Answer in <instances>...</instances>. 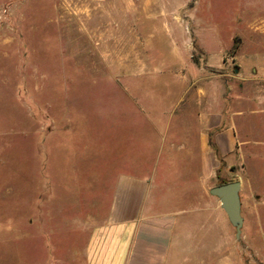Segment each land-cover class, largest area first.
<instances>
[{
	"label": "rangeland",
	"instance_id": "1",
	"mask_svg": "<svg viewBox=\"0 0 264 264\" xmlns=\"http://www.w3.org/2000/svg\"><path fill=\"white\" fill-rule=\"evenodd\" d=\"M136 31L152 71L193 42L200 72L229 87L245 146L181 201L211 208L214 264H264V0H0V264L66 262L110 206L99 174L139 139L125 112ZM238 181L239 239L210 195Z\"/></svg>",
	"mask_w": 264,
	"mask_h": 264
},
{
	"label": "crops",
	"instance_id": "2",
	"mask_svg": "<svg viewBox=\"0 0 264 264\" xmlns=\"http://www.w3.org/2000/svg\"><path fill=\"white\" fill-rule=\"evenodd\" d=\"M136 32L130 51L137 80L126 83L132 107L125 112L139 139L128 140L127 151L99 174L111 180L105 192L112 197L102 217L86 224L83 250L67 252L66 262L50 253L48 264H214L212 210L181 198L210 184L221 163L236 161L245 146L243 113L231 109L229 87L224 92L192 61L193 42L180 60L152 71L143 53L134 54L149 49ZM209 65H224V52Z\"/></svg>",
	"mask_w": 264,
	"mask_h": 264
},
{
	"label": "water",
	"instance_id": "3",
	"mask_svg": "<svg viewBox=\"0 0 264 264\" xmlns=\"http://www.w3.org/2000/svg\"><path fill=\"white\" fill-rule=\"evenodd\" d=\"M241 188L242 185L238 181L216 186L210 190V195L219 199L221 208L226 213L230 224L235 228L237 239L241 237L244 225L240 197Z\"/></svg>",
	"mask_w": 264,
	"mask_h": 264
},
{
	"label": "trees",
	"instance_id": "4",
	"mask_svg": "<svg viewBox=\"0 0 264 264\" xmlns=\"http://www.w3.org/2000/svg\"><path fill=\"white\" fill-rule=\"evenodd\" d=\"M227 183H229V182H222V183H220L218 186H220V185H224V184H227ZM231 183V182H230Z\"/></svg>",
	"mask_w": 264,
	"mask_h": 264
}]
</instances>
